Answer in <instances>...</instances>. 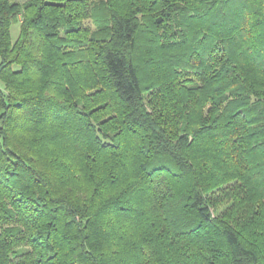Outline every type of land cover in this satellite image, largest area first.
Masks as SVG:
<instances>
[{"label": "trees", "instance_id": "obj_1", "mask_svg": "<svg viewBox=\"0 0 264 264\" xmlns=\"http://www.w3.org/2000/svg\"><path fill=\"white\" fill-rule=\"evenodd\" d=\"M0 80V264H264V0H0Z\"/></svg>", "mask_w": 264, "mask_h": 264}, {"label": "rangeland", "instance_id": "obj_2", "mask_svg": "<svg viewBox=\"0 0 264 264\" xmlns=\"http://www.w3.org/2000/svg\"><path fill=\"white\" fill-rule=\"evenodd\" d=\"M17 1L24 2L26 0H17ZM11 33H12V40L16 41L18 36H19V33H20V20H17L16 22L13 23ZM15 67L17 68L18 66L15 65ZM0 85H3L2 80H0ZM0 229H1V227H0Z\"/></svg>", "mask_w": 264, "mask_h": 264}]
</instances>
